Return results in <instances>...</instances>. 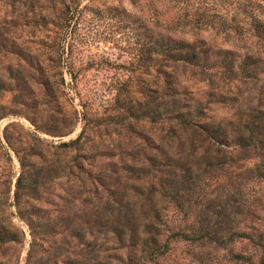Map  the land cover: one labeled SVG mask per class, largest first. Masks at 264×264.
<instances>
[{
  "label": "rangeland",
  "instance_id": "rangeland-1",
  "mask_svg": "<svg viewBox=\"0 0 264 264\" xmlns=\"http://www.w3.org/2000/svg\"><path fill=\"white\" fill-rule=\"evenodd\" d=\"M247 56L264 60V0H0V264H264V71L222 66ZM207 220L258 237L170 238Z\"/></svg>",
  "mask_w": 264,
  "mask_h": 264
},
{
  "label": "trees",
  "instance_id": "trees-1",
  "mask_svg": "<svg viewBox=\"0 0 264 264\" xmlns=\"http://www.w3.org/2000/svg\"><path fill=\"white\" fill-rule=\"evenodd\" d=\"M154 52L162 55L165 58L183 60L186 62L193 63L195 65L211 67V64L207 61L209 50L207 48H201L200 45H196L189 42H182L178 40H159L155 42ZM223 70L229 78H255L261 72L264 71V60L253 58L252 56H247L242 58L237 62L234 58L233 60H228L224 62ZM189 112L179 113L176 116L182 123H189ZM251 115V130H256L259 133L264 132V110L260 108H254L249 112ZM249 126V125H248ZM202 131L206 132L209 137H225V130L220 123H204L201 126ZM250 127V126H249ZM74 140L64 143V145H69L73 143ZM258 174L264 179V162L263 167L258 168ZM185 179L181 180L180 186H175L176 193L183 194L187 192L188 186L185 185ZM226 209V208H225ZM229 213V212H228ZM258 237L255 234L246 232L240 227L234 228L231 224L223 223L222 226L216 225L215 223H210V221H205L202 223H192L189 225L179 226L173 229L170 233V238L174 240H183L191 242H209L215 245L226 246L229 242H233L238 239H248L252 240ZM148 248V255L157 258L164 255L168 250V240L164 242H159L156 237H150L149 241H145ZM236 257L243 258L244 256L239 254H234Z\"/></svg>",
  "mask_w": 264,
  "mask_h": 264
}]
</instances>
